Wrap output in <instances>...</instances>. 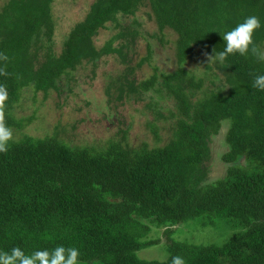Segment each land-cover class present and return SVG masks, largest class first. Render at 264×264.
Returning <instances> with one entry per match:
<instances>
[{"label":"trees","instance_id":"1","mask_svg":"<svg viewBox=\"0 0 264 264\" xmlns=\"http://www.w3.org/2000/svg\"><path fill=\"white\" fill-rule=\"evenodd\" d=\"M54 1L9 0L0 13V86L9 94L4 112L13 134L30 124L15 116L25 89L58 91L83 64L95 69L114 54L131 75L123 51L135 45L139 32L121 21L145 7L164 46L167 29L176 35L179 68L142 82L122 77L114 87L120 98L142 100L152 90L172 98L169 113L151 108L158 121H172V138L164 146L140 148L112 142L101 151L55 136L17 139L0 153V250L76 247L82 264H172L175 256L186 264H264V91L252 87L255 76L264 74V0H97L61 52L53 43ZM249 16L262 25L254 34L256 48L246 56L229 55L218 67L221 89L205 88L204 80L183 70L188 61L223 51L220 33ZM110 24L118 33L99 50L94 39ZM153 52L150 46L140 66ZM224 121L230 122V150L223 160L230 167L223 179L204 185L210 144ZM151 127L155 142H162L156 124ZM196 219L204 227L223 220L242 231L223 245L174 238L175 227ZM160 230L170 242L168 260L142 259L141 251L161 243L152 236Z\"/></svg>","mask_w":264,"mask_h":264},{"label":"rangeland","instance_id":"2","mask_svg":"<svg viewBox=\"0 0 264 264\" xmlns=\"http://www.w3.org/2000/svg\"><path fill=\"white\" fill-rule=\"evenodd\" d=\"M9 0H0V13ZM97 0H55L52 3V16L55 22L53 43L56 52H61L64 43L77 24L82 22ZM149 8H142L136 16L123 18V26L132 25L139 32L135 45H129L123 52L129 56L131 75L128 67L117 55L102 58L95 69L92 65L83 64L70 78L65 76L60 90H52L48 94L36 92L35 89L24 90L20 103L16 106L15 116L18 120H29L30 124L14 133L15 139L24 136L44 138L55 136L72 147H89L98 151L106 150L112 142L123 141L131 148H140L143 144L150 147L164 146L172 138V121H158L151 108L157 107L169 113L175 108L174 100L167 94L148 92L142 100L137 96L125 94L120 98L114 85L117 79L129 77L130 81L142 82L155 73L171 74L178 67L176 55L177 37L171 29H167L165 46L160 40L158 25L152 18ZM118 33L110 24L94 39L96 47L102 49ZM157 36V37H156ZM168 40V41H167ZM118 45V43H116ZM154 50L150 61L142 64L149 56V47ZM264 57V45L262 46ZM221 64L211 61L202 55L197 62L188 61L183 70L198 80H204L205 88L218 90L220 80L218 67ZM211 67V69H209ZM223 80V78H222ZM112 87V89H110ZM151 124H156L162 142H155V134ZM220 133L212 138V158L209 162V177L204 185H211L227 175L230 165L223 160L230 150L226 136L230 122L222 123ZM203 219H196L174 228V238L179 241H190L198 245H223L242 230L228 228L223 220H216V226L204 227ZM161 242L159 245L140 252L142 259L149 261H167L170 243L163 230L152 235Z\"/></svg>","mask_w":264,"mask_h":264},{"label":"clouds","instance_id":"3","mask_svg":"<svg viewBox=\"0 0 264 264\" xmlns=\"http://www.w3.org/2000/svg\"><path fill=\"white\" fill-rule=\"evenodd\" d=\"M261 26L256 16H249L232 30L220 33L225 48L216 52L211 57V61L223 64L229 55L246 56L250 51H254L256 48L254 34ZM252 87L264 91V74L255 76ZM8 99V91L0 86V153L4 154L17 142L5 119L4 109ZM81 255L76 247L57 246L51 250H35L31 253L25 252L20 247H14L10 251L0 250V264H82ZM172 264H186V262L180 256H175L172 258Z\"/></svg>","mask_w":264,"mask_h":264}]
</instances>
